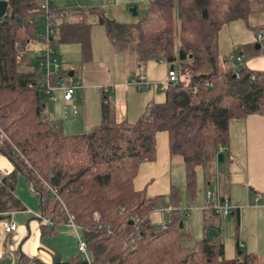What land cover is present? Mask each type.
Listing matches in <instances>:
<instances>
[{
	"label": "trees",
	"instance_id": "obj_1",
	"mask_svg": "<svg viewBox=\"0 0 264 264\" xmlns=\"http://www.w3.org/2000/svg\"><path fill=\"white\" fill-rule=\"evenodd\" d=\"M0 2L7 3L0 19V153L13 165L0 182V214L24 209L15 195L22 175L40 200L42 220L50 223L43 229L68 226L72 216L93 264H264V256L244 252L225 258L223 244L207 235L186 246L190 235L182 222L181 190L171 187L168 195L148 197L134 188L140 166L155 161L157 134L166 133L170 155L183 161L186 199L193 203L197 168L214 176L219 148L228 143L229 123L264 117V70L249 69L244 60L241 66L220 68L216 47L224 25H249L251 16L264 12V0H150L135 25L98 14L97 24L116 51L131 49L139 66L164 61L170 70L179 62L183 71L195 60L211 70L168 85L164 102L152 104L133 123L116 120L114 104L101 90V122L70 136L45 119L39 74L27 55L40 41L38 0ZM248 28L257 32L260 26ZM55 35L63 43L79 44L85 56L91 53L90 25L64 23ZM255 47L247 58L258 54ZM69 73L59 78L69 79ZM167 208L172 209L169 222L153 225L150 215ZM221 220L206 209L205 234L218 232ZM79 258L57 264H85ZM20 263L27 259L23 256Z\"/></svg>",
	"mask_w": 264,
	"mask_h": 264
},
{
	"label": "crops",
	"instance_id": "obj_2",
	"mask_svg": "<svg viewBox=\"0 0 264 264\" xmlns=\"http://www.w3.org/2000/svg\"><path fill=\"white\" fill-rule=\"evenodd\" d=\"M51 2L52 8L60 14L57 27L64 23L88 24L90 25V42H92L91 39L92 34L94 35L95 27L100 26L97 24L98 14L119 22V18L125 16L123 14L126 8L132 7L133 4V0H51ZM256 16L259 17L258 24L252 27L260 26L262 32L257 31L254 34V43L257 44L259 42L257 44L259 47L258 49L255 47V50H259V52L253 58L262 55L260 51L264 43V12ZM104 36L107 38L106 34ZM55 38L54 49L58 43V36ZM241 57L243 58V56ZM145 66L146 63L143 67L144 70ZM84 67L79 72L77 78L75 71H69V69H65L64 72L62 71L63 73L70 72L69 79L71 80H69V84L79 82L82 86L73 95L72 106L65 104L61 91L58 92L57 99L50 102L54 106H57L58 109L69 108L73 115L71 121L75 123L77 128L84 127L83 129L87 131V129H91L101 122L102 87L101 89L98 88L100 84H94V81L102 78L103 69L91 64H87ZM249 69L255 70L252 67H249ZM170 70L175 72L174 67ZM186 79L187 76L184 78V82ZM116 86L123 87L122 92H126L125 84L117 83ZM107 93L113 104H122L123 95H120L116 91L115 86L110 88ZM150 94L156 96L154 92ZM164 99L165 91L163 102ZM81 102L83 104V112L80 113L78 106ZM89 105H91V112L90 108L88 110ZM116 109L118 108L116 107ZM49 112L50 116L53 110L50 109L48 110ZM121 117H123V113ZM140 117L141 112L138 113L136 119ZM224 152L227 153L230 165L228 175L229 185L226 187L225 193L223 192L224 185L221 182L220 174L216 172L215 166L214 176L204 175L205 193L210 192L209 189L214 183L213 190L215 195L213 197V193L211 194L212 202H216L223 197L232 207V212L229 216L221 220L218 232H216V239L223 244L224 253L228 250V245L229 251H232L235 256L239 251L264 256V117L250 115L244 119L231 121L228 126V143L224 147ZM172 160L173 157L168 150V137L166 133L157 134L155 161L144 163L140 166L134 180V188L138 191L144 190L148 197L168 195L171 187H175L171 184L170 177ZM12 170V163L0 153V182ZM15 195L22 203L24 209L10 214H0V218L2 219L0 222V264H21L20 261L23 256L27 259V263L25 264H51L53 256L57 257V263L67 262L77 257L76 250L74 249L75 246L70 244V242L66 244L64 239H56L53 242L54 248L45 241L48 237L56 236L59 228H65L66 226L57 227L53 232H49L48 228L43 229L44 225L48 224L40 216V200L30 191L28 183L22 175H18L17 177ZM205 210L202 211V219ZM234 211H237V232ZM187 215L185 214V217ZM6 221L16 224L15 232L10 234L4 232L3 223ZM61 233L56 238L61 236ZM46 243L50 245L48 248L42 245ZM63 255H69L66 258L67 260H63Z\"/></svg>",
	"mask_w": 264,
	"mask_h": 264
},
{
	"label": "rangeland",
	"instance_id": "obj_3",
	"mask_svg": "<svg viewBox=\"0 0 264 264\" xmlns=\"http://www.w3.org/2000/svg\"><path fill=\"white\" fill-rule=\"evenodd\" d=\"M150 1V0H149ZM143 3H139V0H133V5L137 7V17H133L129 13V7L126 8L123 15L124 17L119 18L120 24L126 25H135L138 23V20L141 15V5ZM107 17V16H106ZM258 16H251L248 20L249 25H246L244 21H235L231 22L227 25H224L218 34L216 47L217 52L219 55V64L220 68L226 67H237L238 64L235 61H228L225 62V57L229 55V53H237L240 56H243V60L245 65L249 68H253L255 70H264V43L262 44L260 57L257 58H247L252 51H254L255 47V37L254 34L256 32L250 30L249 26H255L258 23L259 17ZM108 18V17H107ZM109 19V18H108ZM111 20V19H110ZM248 26V27H247ZM39 30L41 32L44 31L43 25L39 23ZM258 32H262L261 27L258 28ZM104 29L101 26H97L94 29V35L92 34V42L90 54L85 56L84 52L82 51L81 47L77 43H63L58 41L55 45V52L58 58V63L61 68V71H65V69H69V71L76 72V78L79 75L81 69L83 70L87 64H91L93 66H98V68L103 69V76L98 80L94 81V84L99 83L100 88L106 87H114L116 91L119 92L120 95H123V102L120 105L114 104L115 108V118L117 121L119 120H127L130 123L136 122L138 119V113L141 112V116H143L148 107L152 104H159L163 102L164 97V89L167 87L168 83V70L170 65L164 61H154L150 60L146 62L145 70L143 69L144 65L139 66L137 64L136 56L131 49L127 50H118L116 51L115 47L112 43L107 40L104 36ZM107 42V44H106ZM177 43V39H176ZM32 49L28 52V57L35 63V50L37 45L31 47ZM241 50V51H238ZM246 51L247 53L244 55L241 52ZM92 56V57H91ZM89 60V61H88ZM253 61V62H252ZM86 62V63H85ZM91 62V63H90ZM254 65V66H253ZM173 67L176 72V76L178 78V83H184V78L190 77L191 75H197L202 73H207L211 70V67L207 63L197 62V61H188L182 71V67L179 62H175ZM62 72V73H63ZM143 78L146 83L145 87L140 88L139 90L133 87L130 82ZM68 78H62V82L65 84H69ZM121 83L125 84L126 92H122L123 87H117L116 84ZM110 84V85H109ZM113 84V85H112ZM130 84V85H129ZM160 89V90H159ZM159 90V91H158ZM163 91V92H162ZM59 91H55V99H57ZM99 92V91H98ZM154 92L156 96L150 94ZM158 96V97H157ZM46 111H45V119L49 122L55 123L60 125L63 132L66 135H78L87 132L90 129L85 131L83 128H77L75 123L71 121L72 114L69 108H57L54 104L46 98ZM116 107L119 109H116ZM90 108L91 112V105L88 106V110ZM52 109L53 113L49 116L50 112L48 110ZM78 109L83 112V104L82 102L79 104ZM117 113V117H116ZM123 113V117L121 114ZM47 114V116H46ZM77 128V129H75ZM223 153V152H222ZM222 160H218L216 158L214 166L216 167V172L220 174L221 182L224 185L223 192L225 193L226 187L229 185L228 175H229V160L227 153L224 152L222 154ZM172 165L170 167V177H171V184H173L176 188L181 190V208L184 210V215L182 214V222L184 224L185 230L190 235V241L186 242V246H195L197 242H199L205 234L203 229V219H202V211L205 209L206 206V193H205V183H204V169L197 168V196L196 200L193 203L187 202V195L185 192V178H184V165L182 159L177 156H172ZM214 183L213 186L210 187V194L214 197ZM212 197V198H213ZM212 202V199H211ZM205 203V206H204ZM185 214H188L185 217ZM2 219L0 218V222ZM150 221L153 225L162 226L169 222V215L166 211H154L150 215ZM67 227V228H66ZM65 228H59L58 234L62 232L56 238L54 235L53 237H48L47 241L48 244H51L53 247V242L56 239H64L66 244H73L76 250V255H78L80 260H82V255L78 250V237L82 238V233L79 229L76 231L69 226ZM42 244L48 248V245ZM54 248V247H53ZM56 248V247H55ZM227 251L225 253V258L231 259L235 255L231 251H229V246L227 245ZM238 253V252H237ZM69 255H63V260H67L66 258ZM56 256L52 257L51 264H55ZM34 264V263H33Z\"/></svg>",
	"mask_w": 264,
	"mask_h": 264
},
{
	"label": "built area",
	"instance_id": "obj_4",
	"mask_svg": "<svg viewBox=\"0 0 264 264\" xmlns=\"http://www.w3.org/2000/svg\"><path fill=\"white\" fill-rule=\"evenodd\" d=\"M144 4L142 10H145L149 0H140ZM38 9L41 12L42 23L44 31L39 30L37 37L38 41L37 48L35 50V71L39 74L38 88L40 89L41 95L49 101H55V91H61L63 95V100L66 105L72 106L73 95L76 90L82 88L79 82H72L70 84H65L59 76L62 74L61 68L58 63V58L54 49V44L56 42V27L57 21L60 18V14L52 8L51 0H38ZM259 37V36H258ZM228 61H235L239 66L243 64V58L235 53L229 54L227 56ZM54 77H58L55 84L53 83ZM130 84L137 88L138 90L146 86L143 78L131 81ZM129 84V85H130ZM178 84V78L174 71H168V85L175 86ZM110 87L102 88L104 92H108ZM75 113V111H73ZM1 137H5L3 134ZM224 151V147L219 148V153ZM205 209H210L215 211L221 219H225L232 212V207L226 202H221L220 200L216 202H211L210 192L206 193V207ZM172 209L167 208L162 211L170 213ZM161 211V210H159ZM184 213V210H182ZM42 218V217H41ZM48 225L50 223L46 221ZM69 227H72L75 231L78 229L73 223V217L69 216ZM3 230L6 234H10L16 231V224L11 221H6L3 223ZM78 250L82 255V261L85 264H93L89 258L86 251V244L82 238L78 237Z\"/></svg>",
	"mask_w": 264,
	"mask_h": 264
},
{
	"label": "water",
	"instance_id": "obj_5",
	"mask_svg": "<svg viewBox=\"0 0 264 264\" xmlns=\"http://www.w3.org/2000/svg\"><path fill=\"white\" fill-rule=\"evenodd\" d=\"M6 12H7V3L6 2H0V19H2L5 15H6ZM129 13L133 16V17H137L138 14H137V11H136V6L133 5L130 9H129ZM258 45H256V48L258 49ZM223 156L221 153H219L217 155V159L220 161L222 160ZM179 228L181 229L182 228V223L180 222L179 223ZM207 238L209 240H212V239H216L217 238V233L215 230H210L208 233H207ZM237 255H241V251H239L237 253ZM58 259H55V264H57V261Z\"/></svg>",
	"mask_w": 264,
	"mask_h": 264
}]
</instances>
